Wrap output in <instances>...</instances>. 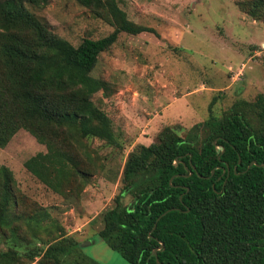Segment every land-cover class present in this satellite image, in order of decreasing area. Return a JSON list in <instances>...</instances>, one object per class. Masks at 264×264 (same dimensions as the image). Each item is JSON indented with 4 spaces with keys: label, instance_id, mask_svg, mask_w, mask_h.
<instances>
[{
    "label": "trees",
    "instance_id": "obj_1",
    "mask_svg": "<svg viewBox=\"0 0 264 264\" xmlns=\"http://www.w3.org/2000/svg\"><path fill=\"white\" fill-rule=\"evenodd\" d=\"M47 1L0 0V148L19 130L28 132L47 151L26 160L24 168L63 193L60 176L68 165L85 181L89 177L77 169L68 138L116 144L111 120L92 101L105 89L91 76L99 55L121 32L153 30L129 21L115 0H73L114 25L109 35L73 46L25 7ZM239 7L264 23V0ZM251 108L255 121L235 103L222 120L195 124L185 139L165 128L157 142L135 147L124 164L120 193L133 200L103 215L99 236L107 246L129 264H264V95ZM201 130L207 135L197 148ZM11 181L1 167L2 206L15 202ZM74 246L71 240L51 245L45 258L59 264V254ZM15 255L12 249L3 254Z\"/></svg>",
    "mask_w": 264,
    "mask_h": 264
},
{
    "label": "rangeland",
    "instance_id": "obj_2",
    "mask_svg": "<svg viewBox=\"0 0 264 264\" xmlns=\"http://www.w3.org/2000/svg\"><path fill=\"white\" fill-rule=\"evenodd\" d=\"M115 1L129 21L153 30L119 33L91 73L105 83L92 101L111 120L116 144L68 138L77 169L89 177L85 181L68 165L60 176L63 193L24 168L26 160L47 151L28 132L19 130L0 148V168L11 175L15 200L6 207L0 198V264H56L45 258L46 250L68 240L75 246L59 254V264H129L99 236L103 215L133 200L120 194L128 154L157 142L165 128L185 139L195 124L222 120L235 103L256 120L251 107L264 95V23L239 7L245 0ZM25 7L73 46L114 30L108 17L98 18L73 0ZM199 134L197 148L207 135ZM10 249L16 255L6 259Z\"/></svg>",
    "mask_w": 264,
    "mask_h": 264
},
{
    "label": "water",
    "instance_id": "obj_3",
    "mask_svg": "<svg viewBox=\"0 0 264 264\" xmlns=\"http://www.w3.org/2000/svg\"><path fill=\"white\" fill-rule=\"evenodd\" d=\"M222 151H223V149H222ZM251 165H255V163L253 162ZM251 165H249L248 168H250ZM262 166H264V165H262ZM160 218H161V217H159V218L157 219V221H158ZM155 226H156V224L154 225V228H155ZM156 251H157V250H154V251H153L154 255H156Z\"/></svg>",
    "mask_w": 264,
    "mask_h": 264
}]
</instances>
